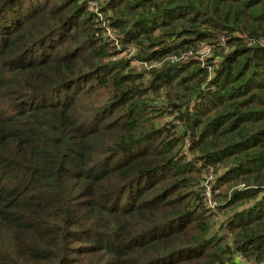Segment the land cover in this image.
Returning a JSON list of instances; mask_svg holds the SVG:
<instances>
[{
  "label": "trees",
  "instance_id": "trees-1",
  "mask_svg": "<svg viewBox=\"0 0 264 264\" xmlns=\"http://www.w3.org/2000/svg\"><path fill=\"white\" fill-rule=\"evenodd\" d=\"M0 264H264V0H0Z\"/></svg>",
  "mask_w": 264,
  "mask_h": 264
},
{
  "label": "built area",
  "instance_id": "built-area-1",
  "mask_svg": "<svg viewBox=\"0 0 264 264\" xmlns=\"http://www.w3.org/2000/svg\"><path fill=\"white\" fill-rule=\"evenodd\" d=\"M90 6H91V9L94 11V12H97V7H96V4L94 2H90ZM106 36L111 40V41H114L115 40V37L113 36V33L108 30L106 32ZM210 50L209 49H204L203 51H201V58L203 59L209 52ZM213 175L209 176V181L212 180V177ZM206 196L211 199V188L209 186H207V192H206Z\"/></svg>",
  "mask_w": 264,
  "mask_h": 264
},
{
  "label": "rangeland",
  "instance_id": "rangeland-1",
  "mask_svg": "<svg viewBox=\"0 0 264 264\" xmlns=\"http://www.w3.org/2000/svg\"><path fill=\"white\" fill-rule=\"evenodd\" d=\"M126 55H127V56H126ZM124 56L130 58V56H128V53H127V52H125V53H124L122 56H120V57H124ZM199 56L201 57V55H199ZM120 57H119V59H121ZM124 58H125V57H124ZM132 66H134V67H139V65H138L137 62H133V63H132ZM209 203H210V205H211L212 207H215V206L217 205V203L215 202V200L212 199V197H211V200H210ZM218 224H219V226H220V224L223 225V224H224L223 220L219 219V220H218Z\"/></svg>",
  "mask_w": 264,
  "mask_h": 264
}]
</instances>
